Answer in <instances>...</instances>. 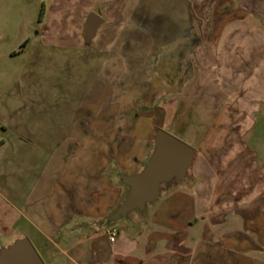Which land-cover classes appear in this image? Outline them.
Here are the masks:
<instances>
[{
	"label": "crops",
	"instance_id": "0c3cea01",
	"mask_svg": "<svg viewBox=\"0 0 264 264\" xmlns=\"http://www.w3.org/2000/svg\"><path fill=\"white\" fill-rule=\"evenodd\" d=\"M208 5L41 1L31 33L0 49V63L21 62L0 70V243L24 236L47 250L51 242L79 264L83 250L85 264H264V104L251 106L248 132L240 118L220 116L228 129L206 136L188 179L116 222L114 242L97 227L126 193L116 173L142 168L154 130L169 124L193 78L194 17ZM90 13L101 23L87 41ZM216 25L213 45L256 43L242 37L239 19Z\"/></svg>",
	"mask_w": 264,
	"mask_h": 264
},
{
	"label": "rangeland",
	"instance_id": "374dc122",
	"mask_svg": "<svg viewBox=\"0 0 264 264\" xmlns=\"http://www.w3.org/2000/svg\"><path fill=\"white\" fill-rule=\"evenodd\" d=\"M41 1L0 0V34L3 35L0 38V49L14 46L31 33L29 22L35 18ZM207 1V13L198 16V19L194 17L200 38L192 58L194 76L183 92L177 95L173 117L169 124L164 126L165 131H169L195 150L199 163L206 136L224 134L228 129L218 125L216 120L220 116L225 115L228 119L240 118L243 121L240 123V129H246L248 132L252 120L251 106L264 104V0H223L219 10L223 14L218 16L212 15L211 7L217 0ZM228 7L238 9L235 14L228 16L224 14ZM231 18L240 20L242 37L256 38L255 44L241 47L213 45L217 42L215 39L218 33L211 31L212 22L221 28L226 19ZM20 63L18 60H12L7 67L2 62L0 70L6 67L11 69L10 65L19 66ZM259 122L260 118L253 131L258 130ZM234 129L238 128L229 127V130ZM190 174L191 181L198 180L191 172ZM30 241L37 250V240ZM46 249L37 250L45 264L80 262H75L76 257L72 251L64 254L51 242L46 243ZM83 251L85 255L82 262L85 264L89 260L88 250Z\"/></svg>",
	"mask_w": 264,
	"mask_h": 264
},
{
	"label": "water",
	"instance_id": "95a60500",
	"mask_svg": "<svg viewBox=\"0 0 264 264\" xmlns=\"http://www.w3.org/2000/svg\"><path fill=\"white\" fill-rule=\"evenodd\" d=\"M101 19L90 13L84 22L85 39L95 34ZM195 150L169 132L156 128L153 147L142 168L135 174L117 172V180L126 187L121 203L99 224L107 229L121 219L129 221L131 213L144 214L147 207L168 187L185 181ZM0 264H45L27 237H17L0 244Z\"/></svg>",
	"mask_w": 264,
	"mask_h": 264
},
{
	"label": "built area",
	"instance_id": "2783aa9c",
	"mask_svg": "<svg viewBox=\"0 0 264 264\" xmlns=\"http://www.w3.org/2000/svg\"><path fill=\"white\" fill-rule=\"evenodd\" d=\"M117 228L114 226V225H111L107 228V236H108V240L110 242H114L115 241V238H116V235H117Z\"/></svg>",
	"mask_w": 264,
	"mask_h": 264
},
{
	"label": "trees",
	"instance_id": "16d2710c",
	"mask_svg": "<svg viewBox=\"0 0 264 264\" xmlns=\"http://www.w3.org/2000/svg\"><path fill=\"white\" fill-rule=\"evenodd\" d=\"M41 13V12H40Z\"/></svg>",
	"mask_w": 264,
	"mask_h": 264
}]
</instances>
